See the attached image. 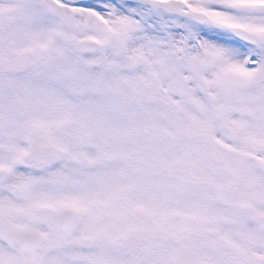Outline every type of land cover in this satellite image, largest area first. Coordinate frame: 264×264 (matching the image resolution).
Wrapping results in <instances>:
<instances>
[{
	"label": "snow or ice",
	"instance_id": "snow-or-ice-1",
	"mask_svg": "<svg viewBox=\"0 0 264 264\" xmlns=\"http://www.w3.org/2000/svg\"><path fill=\"white\" fill-rule=\"evenodd\" d=\"M0 264H264V0H0Z\"/></svg>",
	"mask_w": 264,
	"mask_h": 264
}]
</instances>
